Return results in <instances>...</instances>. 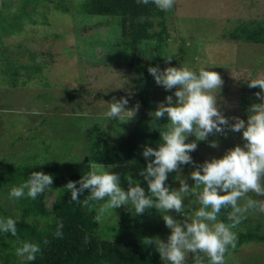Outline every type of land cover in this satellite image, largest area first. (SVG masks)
<instances>
[{
    "label": "rangeland",
    "instance_id": "rangeland-1",
    "mask_svg": "<svg viewBox=\"0 0 264 264\" xmlns=\"http://www.w3.org/2000/svg\"><path fill=\"white\" fill-rule=\"evenodd\" d=\"M5 1L0 0V8ZM20 1L10 0L6 13H16ZM56 1L40 0L32 17L34 23L26 21L21 32L0 39V171L9 164L29 162L56 163L62 169L69 163H86L88 128L93 124L103 130L111 126L108 139L118 142L132 122L119 124L116 119L106 118L108 103L121 97L128 99L127 109L139 103L133 92L137 50L132 41L121 38L120 19H111L107 24V17L78 13L81 0H65L68 11L62 12L55 7ZM239 21L264 23V0H176L173 10L166 12L168 35L165 45L153 53L163 68L182 66L199 71L205 67L218 72L223 85L221 90L217 89V106L230 123H234L232 117L247 121L249 106L261 102L255 95L261 91L258 87L251 88L254 98L247 99L248 82L264 78V44L236 40L232 32ZM153 42L145 41L139 46L146 60ZM165 57H171L170 62ZM19 64L31 69L39 65L40 69L21 70L14 80L9 76L8 68ZM165 91L157 84L151 90L150 97L156 107L175 89ZM139 109L134 117L139 114ZM164 118H167L166 114ZM166 123L161 121L162 128ZM225 132L226 135H209L207 141H196L197 148L191 152L195 164L182 168L179 173L190 186L194 184L190 173L195 165L219 158L237 144L243 146L242 133L227 128ZM188 139L191 142L196 138L190 135ZM212 140L218 142V148L210 146ZM90 166L91 170L105 166L118 173L121 187L127 190L128 161L113 165L91 163ZM177 188L179 180H175L172 187ZM10 190L0 187V218L41 222L42 219L22 212L18 199L9 198ZM56 194L57 189H46L47 206H51ZM249 195L264 200L254 193ZM195 199L191 196L184 201L188 216L200 207L194 203ZM101 203L93 207L97 215H100ZM122 207L101 216L97 225L98 237L114 238ZM170 214L178 220L184 219L175 211ZM132 215L149 223L153 239L167 240L171 230L166 227L161 213L145 211ZM247 226L258 227V231L264 233V213L248 214L234 231H243ZM18 257L19 264H24L25 258ZM159 264L168 262L162 260ZM185 264H194L192 253L187 254ZM226 264H264V242H249L237 251L230 250L226 253Z\"/></svg>",
    "mask_w": 264,
    "mask_h": 264
},
{
    "label": "clouds",
    "instance_id": "clouds-1",
    "mask_svg": "<svg viewBox=\"0 0 264 264\" xmlns=\"http://www.w3.org/2000/svg\"><path fill=\"white\" fill-rule=\"evenodd\" d=\"M137 3H152L161 11L170 12L176 0H137ZM165 59L170 62L171 57ZM148 72L157 85L168 92L175 91L150 112L155 122L166 114L167 123L158 128L161 142L155 148L145 145L142 152L147 163L139 176L146 182L147 188L126 174L128 188L125 190L121 187L120 175L105 166L87 172L78 181H69L64 187L70 192L72 201L89 209L103 202L99 204L97 221L105 213L121 206L134 210V214H143L147 209L155 208L171 232L166 241L147 238L144 244L154 245L161 260L168 264H185L188 253L193 254L194 264H205V257L207 264H226V253L237 246L234 229L248 214L264 213V200L249 195L254 193L264 197V78L248 82L250 88L261 90L255 93L261 102L249 106L247 121L232 117L234 123H230L217 106V89L221 90L223 85L218 72L205 67L198 72L182 66L161 69L158 65L150 66ZM128 102L125 97L109 102L105 117L116 119L119 124L128 122L139 109V103L127 109ZM226 128L242 133L243 146L237 144L221 157L195 165L190 173L194 184L190 186L179 173L183 165L195 164L190 153L196 150V141H207L209 135H226ZM190 135L196 139L186 142ZM209 143L212 148L219 146L216 140ZM170 173H176L173 178L179 180V188L172 189L167 185ZM52 184V175L34 171L23 184L11 188L9 198L26 196L35 200ZM85 192L87 194L81 201L80 197ZM191 196H195L194 203L200 207L188 216L184 201ZM222 209H230L227 222L218 219ZM172 211L184 219H176L170 214ZM62 228L61 221L54 233L57 238H62ZM0 232L16 236L17 220L11 217L0 219ZM40 253V245L33 242H23L15 250L17 256L28 261H34Z\"/></svg>",
    "mask_w": 264,
    "mask_h": 264
},
{
    "label": "trees",
    "instance_id": "trees-1",
    "mask_svg": "<svg viewBox=\"0 0 264 264\" xmlns=\"http://www.w3.org/2000/svg\"><path fill=\"white\" fill-rule=\"evenodd\" d=\"M10 0L3 2L0 8V39L22 31L25 22L34 23L33 14L40 0H21L16 13H6ZM55 7L67 12L65 0L54 2ZM78 13L87 16L107 17L105 23L119 18L121 38L132 41L137 50V60L133 67L134 94L140 104L139 114L132 118L130 127L120 135L118 142H111L108 135L112 130L108 126L103 130L98 124L87 129L88 162L69 163L62 169L56 163H19L9 164L4 171H0V187L11 189L23 184L31 173L41 171L53 176L51 188L57 189V194L51 206L45 202L46 190L35 200L22 197L18 199L23 213L41 220L29 223L17 220V235L0 232V264H19V257L15 254L17 247L23 242L38 243L41 253L34 261L24 259V264H159L162 260L154 245H145L144 240L151 237L149 223L135 215L134 210L122 207L118 212V228L114 238L105 239L97 235V212L94 208L84 207L82 203L71 200L70 192L64 187L69 181H78L84 174L91 171V163L113 165L122 160L129 162L130 175L138 180L141 186L147 188L146 182L139 176V172L146 166V159L142 155L145 145L156 147L160 141L158 128H162L161 121L152 120L150 112L157 107L150 97L151 90L156 85L154 78L148 72L150 66H159L153 53L165 45L167 38L166 12L159 10L152 3L138 4L137 0H81L77 6ZM157 29L155 30V28ZM233 37L242 42L264 44V23L260 21H239L232 32ZM154 41L150 46L149 59H145L139 46L145 41ZM1 43V41H0ZM36 65L31 69L27 65H12L8 70L14 80L21 70L33 72L39 70ZM198 72V71H197ZM165 90V89H164ZM168 91H165V93ZM253 90L247 89V99L251 100ZM186 142H190L189 139ZM191 155V153H190ZM191 164L183 165L187 168ZM176 173H170L166 181L172 188ZM78 186V185H77ZM85 192L80 197L83 201ZM1 210V208H0ZM147 212H156L149 208ZM222 209L218 219L226 221L227 212ZM9 217L3 216L0 219ZM14 219V218H13ZM63 223V236L57 238L54 233L58 223ZM237 246L230 249L237 251L243 244L249 242H264V233L258 227L247 226L243 231H237ZM85 237L88 242L85 243ZM46 241V243H45ZM229 250V251H230Z\"/></svg>",
    "mask_w": 264,
    "mask_h": 264
}]
</instances>
